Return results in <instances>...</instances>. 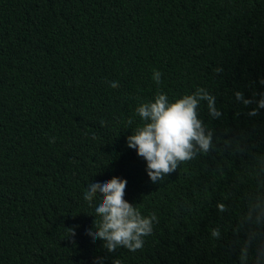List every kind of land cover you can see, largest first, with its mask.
<instances>
[{"label":"trees","instance_id":"trees-1","mask_svg":"<svg viewBox=\"0 0 264 264\" xmlns=\"http://www.w3.org/2000/svg\"><path fill=\"white\" fill-rule=\"evenodd\" d=\"M154 69L170 98L198 86L216 96L223 116L200 115L218 147L264 152V109L250 117L255 104L234 98L264 93V0H0V264H238L248 154L213 151L154 184L126 144L135 108L157 91ZM113 176L159 218L140 251L108 253L85 234L95 217L84 192Z\"/></svg>","mask_w":264,"mask_h":264},{"label":"clouds","instance_id":"clouds-1","mask_svg":"<svg viewBox=\"0 0 264 264\" xmlns=\"http://www.w3.org/2000/svg\"><path fill=\"white\" fill-rule=\"evenodd\" d=\"M222 72L221 67L213 68L215 74ZM162 75L159 70L154 69L152 72L151 78L157 85V91L151 100L141 101L135 108L140 123L127 137V146L146 161L145 171L154 184L176 172L182 164L195 161L213 151L248 154L246 175L240 179L239 186H249L240 193L237 222L232 230L237 235L238 264H264V152L252 151L247 145L231 138L224 139L222 147H218L219 137L200 115L204 106L212 119L223 116V112L216 106V96L208 87L198 86L191 93L170 98L159 89L163 84ZM259 83L264 84V79ZM109 86L115 89L120 85L118 81H110ZM234 98L245 107L255 104L247 112L250 117L259 115V111L264 109V93L255 99L246 98L242 92L235 91ZM132 123L133 119L128 118L127 125ZM103 125L104 121H101ZM55 139L54 136L50 137L49 143H54ZM126 188L125 178L113 176L102 183H89L83 195L88 206L94 209L90 215L95 217L85 234L93 242L101 241L102 248L108 253H114L117 249L130 252L142 250L145 238L152 236L154 226L159 224L155 212L144 215L137 204L124 198ZM230 198L232 194L226 195L223 200ZM216 208L219 213L230 211L229 205L223 201H218ZM241 231L245 233L242 240L238 236ZM75 234L74 229H69V237L74 238ZM222 236V226L211 228L210 239L214 243L221 240ZM105 259L96 257L93 264H104ZM112 264H121V261L114 258Z\"/></svg>","mask_w":264,"mask_h":264}]
</instances>
